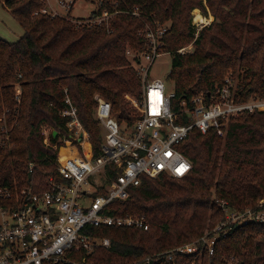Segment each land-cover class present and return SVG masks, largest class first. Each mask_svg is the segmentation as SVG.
Masks as SVG:
<instances>
[{
	"label": "trees",
	"instance_id": "16d2710c",
	"mask_svg": "<svg viewBox=\"0 0 264 264\" xmlns=\"http://www.w3.org/2000/svg\"><path fill=\"white\" fill-rule=\"evenodd\" d=\"M0 2L23 29L14 43L0 38V117L7 111L10 120L13 111H19V124L12 133L15 145L0 152V187H33L43 193L50 189V177L62 181L55 161L65 150L45 146L41 127L67 133L70 118L59 114L67 108L66 95L88 134L93 159L101 155L103 135L93 117L95 96L111 104L119 124L135 123L124 95L140 99L142 90L125 51L142 47L138 35L142 23L120 14L107 32L77 26L66 17L34 15L42 8L41 0ZM124 2L169 24L164 42L173 57L168 79L175 92L174 106L199 93H212L229 72L238 78L242 100L264 96V0H205L214 21L199 32L192 53L185 55L176 51L193 40L191 12L205 13L203 0ZM17 81L21 86L18 105ZM50 142L56 144L52 133ZM177 149L192 166L185 177L142 176L129 198L109 206L116 216L144 215L148 230L87 228L93 237L108 238L111 247L89 255L69 251L64 264H190L192 259L183 255L171 262L163 258L156 262L153 257L198 239L221 221L218 201L242 209L264 200V113L233 117L224 140L213 132L192 130ZM74 152L82 157L76 144ZM30 162L35 164L32 173ZM103 193L98 188L96 194ZM231 256L241 258L243 264H264V225L236 227L219 243L211 264H222L223 258ZM147 257L151 258L148 263H139Z\"/></svg>",
	"mask_w": 264,
	"mask_h": 264
},
{
	"label": "built area",
	"instance_id": "2783aa9c",
	"mask_svg": "<svg viewBox=\"0 0 264 264\" xmlns=\"http://www.w3.org/2000/svg\"><path fill=\"white\" fill-rule=\"evenodd\" d=\"M78 1L41 0L42 8L34 15L70 18L69 14ZM86 1L94 10L84 19H72L77 26L109 32L113 20L120 14L134 17L142 23L138 32L142 47L125 51V57L141 84L140 99L124 95L128 108L137 119L133 126L125 121L119 124L112 115L111 104L95 96L93 117L103 135L101 155L93 159L88 134L72 101L65 96L67 108L59 114L70 118L67 133L60 128L41 127L45 146L65 150L55 161L62 181L58 183L50 177V189L43 193H36L33 187L14 190L0 187V264H64L68 261L69 251L89 255L96 249L111 247L108 238L93 237L87 228L132 227L147 231L149 224L144 215L116 216L111 213L110 204L114 200L129 198L130 189L140 185L142 176L153 179L160 176L185 177L192 166L177 145L192 130L201 134L213 132L224 138L233 117L264 113V96L242 100L237 88L239 81L233 72H229L212 93H199L174 106L172 81L150 77L154 62L163 55H171L164 42L169 24L155 20L151 15L146 16L138 8H131L124 0ZM210 23H192L195 29L192 43L178 49L176 54L192 53L200 30ZM17 79H21V75ZM14 91L18 105L21 94L19 81L15 83ZM18 119V108L10 120L7 111L0 117V152L15 145L12 133L19 124ZM53 132L56 133V144L52 145L50 133L53 135ZM74 144L79 147L82 157L75 154ZM34 169L35 164L30 162L29 173ZM98 179H101V184H98ZM98 188H103L104 193L96 194ZM217 206L223 214L221 221L198 239L157 254L153 259L158 262L163 258L171 262L183 255L192 259L190 264H203L205 260L211 264L219 243L228 238L236 227L264 225V200L242 209H235L226 201H218ZM150 259L144 258L139 263H148ZM221 262L243 264L242 259L236 256L223 258Z\"/></svg>",
	"mask_w": 264,
	"mask_h": 264
},
{
	"label": "rangeland",
	"instance_id": "374dc122",
	"mask_svg": "<svg viewBox=\"0 0 264 264\" xmlns=\"http://www.w3.org/2000/svg\"><path fill=\"white\" fill-rule=\"evenodd\" d=\"M203 6L205 9V13L199 9H195L191 12V23H193V24H195V22H198V23L202 22L203 23L205 21L212 23L214 21V17L210 12L209 7L207 6V2H205V4H203ZM93 10H94V7H92V5L89 4L86 0H79L73 6V8L69 14V17L71 19H79V18L84 19V18L88 17L89 14L91 13V11H93ZM197 15L201 16V18L203 20H197L196 19ZM204 28H202L200 31H202ZM22 35H23L22 27L12 17V15L8 11V9H6V7L3 6V4L0 2V38L4 41L8 42V43H14V42L18 41ZM192 41H191V43H192ZM191 43H189V44H191ZM188 45H186L184 47H187ZM193 48H194V46H193ZM172 58L173 57L171 55H163V56L159 57L154 62L153 66L151 68L150 77L151 78H160V79L166 81L168 79V75H169V72L171 70ZM224 138H222V139L224 140ZM97 181L99 182L98 184L102 183L101 179H98ZM209 229H207V230H209Z\"/></svg>",
	"mask_w": 264,
	"mask_h": 264
},
{
	"label": "bare ground",
	"instance_id": "6f19581e",
	"mask_svg": "<svg viewBox=\"0 0 264 264\" xmlns=\"http://www.w3.org/2000/svg\"><path fill=\"white\" fill-rule=\"evenodd\" d=\"M196 19H197V20H203V19L201 18V16H199V15H197ZM204 21H205V20H204Z\"/></svg>",
	"mask_w": 264,
	"mask_h": 264
},
{
	"label": "water",
	"instance_id": "95a60500",
	"mask_svg": "<svg viewBox=\"0 0 264 264\" xmlns=\"http://www.w3.org/2000/svg\"><path fill=\"white\" fill-rule=\"evenodd\" d=\"M56 136V133L55 132H53V137H55Z\"/></svg>",
	"mask_w": 264,
	"mask_h": 264
}]
</instances>
